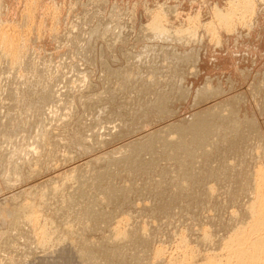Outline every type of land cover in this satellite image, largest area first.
<instances>
[{"label":"rangeland","instance_id":"obj_1","mask_svg":"<svg viewBox=\"0 0 264 264\" xmlns=\"http://www.w3.org/2000/svg\"><path fill=\"white\" fill-rule=\"evenodd\" d=\"M231 1L0 0V264L227 258L264 169V0Z\"/></svg>","mask_w":264,"mask_h":264},{"label":"bare ground","instance_id":"obj_2","mask_svg":"<svg viewBox=\"0 0 264 264\" xmlns=\"http://www.w3.org/2000/svg\"><path fill=\"white\" fill-rule=\"evenodd\" d=\"M235 3H230L233 4L230 8L229 5V10L226 12H221L220 11H215V16L218 18V20L220 21V18L222 19V21H228L231 19V17L233 16L234 11V7L233 6H237L239 7L241 10H246V9H250L252 8V1L251 0H234ZM254 2V1H253ZM255 5V4H254ZM233 7V8H232ZM236 8V7H235ZM253 9V8H252ZM217 10V9H216ZM239 10V9H238ZM247 10V11H248ZM251 10V9H250ZM237 11V10H236ZM245 11V12H247ZM249 12V11H248ZM253 12V11H252ZM244 13V12H243ZM236 14V12H235ZM245 14V13H244ZM242 15V13H241ZM235 16V15H234ZM233 16V17H234ZM160 17V16H157ZM158 19V18H157ZM158 22V20H156ZM156 22V23H157ZM162 23V21H161ZM159 22V24H161ZM222 23V22H221ZM225 23V22H223ZM228 23V22H227ZM226 23V24H227ZM232 23V22H231ZM163 25V24H162ZM162 25H159L160 27ZM158 26V28H159ZM164 28V25H163ZM154 30V28H152ZM162 30V29H160ZM179 30V29H177ZM163 31V30H162ZM166 31V29L164 30ZM159 32V31H158ZM161 32V31H160ZM174 34V33H173ZM163 35V34H162ZM14 36V35H13ZM165 36V35H164ZM169 36V35H168ZM159 37V36H158ZM173 37V36H172ZM181 37V35H180ZM186 37V36H184ZM23 38V37H22ZM169 39V38H168ZM180 39V38H179ZM171 40V39H170ZM176 40V39H175ZM0 41H5V44H3L2 48L3 53L5 51V54H8L9 56L11 55V57L15 60L17 58H19V54L21 55V52H19V42L18 39H14L13 37H11L10 35H8L7 33H3L0 34ZM25 46V45H24ZM172 47V46H171ZM2 50V49H1ZM145 50V49H144ZM189 54V53H188ZM7 56V55H5ZM178 56V55H177ZM184 56V55H183ZM186 56V55H185ZM184 56V59H185ZM190 56V55H189ZM10 57V58H11ZM138 57V56H137ZM175 57V56H174ZM8 58V57H7ZM141 58V57H140ZM179 58V57H178ZM186 61V60H185ZM192 61V60H191ZM14 62V61H13ZM186 88V87H185ZM179 89V88H178ZM183 89V88H182ZM181 90V89H180ZM185 90V89H184ZM203 90V89H201ZM200 90V91H201ZM205 90L209 91L210 89H207L205 87ZM203 91H199V97H202L203 93L207 92ZM181 92V91H180ZM201 94V95H200ZM185 95V94H184ZM183 96V95H182ZM198 97V93H197V97ZM165 104V103H163ZM216 108V107H214ZM214 110V109H213ZM197 114V113H196ZM195 114V115H196ZM200 114V113H199ZM194 115V116H195ZM198 115H196L197 117ZM198 118V117H197ZM196 118V119H197ZM202 117H200L199 119H201ZM198 120V119H197ZM199 121V120H198ZM195 123V122H194ZM192 123V124H194ZM201 122L199 121L198 124H201ZM189 126V125H188ZM204 126V125H203ZM192 127V125L190 126ZM200 127V126H199ZM202 127V126H201ZM167 128V127H166ZM177 128V127H176ZM181 128V127H180ZM180 128L178 130H180ZM185 128V125H184ZM165 129V128H164ZM167 130V129H166ZM176 129L174 128V131ZM183 130V129H182ZM221 130V129H220ZM177 131V130H176ZM194 131V130H193ZM182 132V131H181ZM181 132L179 133V135L181 134ZM196 132V131H195ZM204 132V131H203ZM185 133V131H184ZM188 133V131L186 132ZM198 133V132H196ZM205 133V132H204ZM183 134V133H182ZM200 134V133H199ZM259 134V133H258ZM187 135V134H185ZM184 135V136H185ZM169 136V135H168ZM182 136V135H181ZM180 136V138H181ZM183 136V137H184ZM193 136V135H192ZM175 137V136H174ZM170 138V137H169ZM172 138V137H171ZM191 138V137H190ZM193 138V137H192ZM174 139V138H173ZM200 139V138H199ZM169 140V139H167ZM179 143V142H178ZM181 143V142H180ZM182 144V143H181ZM144 146V145H143ZM142 146V147H143ZM55 187V186H54ZM254 194H255V199L253 200L254 202H252L251 204V211L249 214V222L248 225L246 227L243 228H237L235 231H233L234 235L230 238L228 245L227 246V251H228V255L227 258L225 259H220V261L216 259H214L213 257H208L206 259V261L202 264H264V169H260L258 168V170L256 171V177H255V183H254ZM57 192V191H56ZM64 199V198H63ZM42 201V200H41ZM45 201V200H44ZM47 202V201H45ZM48 203V202H47ZM34 205V204H33ZM33 205H28L29 206V212H27L29 215L35 214L37 212H39V210L37 209L36 212H34L35 209H33ZM43 205V204H42ZM47 205V204H45ZM50 205V204H49ZM44 206V205H43ZM250 206V205H249ZM35 207V205H34ZM47 207V206H46ZM249 208V207H248ZM25 209V208H24ZM42 210V209H41ZM49 211V210H48ZM87 212V211H86ZM92 211H90L91 214ZM41 213V212H40ZM52 213V212H51ZM38 214V213H37ZM40 214H38L39 216ZM49 215V214H48ZM248 215V214H247ZM31 216H29L30 218ZM36 217V216H34ZM53 217V216H52ZM33 218V217H32ZM49 218V217H48ZM47 218V219H48ZM51 218V217H50ZM36 219V218H35ZM34 219V220H35ZM52 219V218H51ZM248 219V218H247ZM53 221V220H51ZM247 221V220H246ZM36 222V221H35ZM53 223V222H52ZM51 224V223H50ZM54 224V223H53ZM52 225V224H51ZM235 226V225H234ZM58 227V226H57ZM233 228V227H232ZM231 229V228H230ZM44 233V232H43ZM232 233V232H231ZM232 235V234H231ZM44 237V236H43ZM224 239V238H223ZM228 242V241H227ZM227 244V243H226ZM223 249V248H222ZM207 255V254H206ZM219 257V256H218ZM221 257V256H220ZM190 262V261H189ZM195 264V263H194ZM199 264V263H198Z\"/></svg>","mask_w":264,"mask_h":264}]
</instances>
